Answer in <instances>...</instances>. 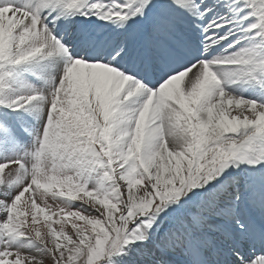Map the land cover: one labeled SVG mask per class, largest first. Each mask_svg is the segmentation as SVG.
I'll return each instance as SVG.
<instances>
[{
    "label": "snow or ice",
    "instance_id": "6c2138e0",
    "mask_svg": "<svg viewBox=\"0 0 264 264\" xmlns=\"http://www.w3.org/2000/svg\"><path fill=\"white\" fill-rule=\"evenodd\" d=\"M0 264H264V0H0Z\"/></svg>",
    "mask_w": 264,
    "mask_h": 264
},
{
    "label": "rangeland",
    "instance_id": "374dc122",
    "mask_svg": "<svg viewBox=\"0 0 264 264\" xmlns=\"http://www.w3.org/2000/svg\"><path fill=\"white\" fill-rule=\"evenodd\" d=\"M51 203H52V201L51 200H49V204L51 205Z\"/></svg>",
    "mask_w": 264,
    "mask_h": 264
},
{
    "label": "bare ground",
    "instance_id": "6f19581e",
    "mask_svg": "<svg viewBox=\"0 0 264 264\" xmlns=\"http://www.w3.org/2000/svg\"><path fill=\"white\" fill-rule=\"evenodd\" d=\"M52 203H53V202H52ZM52 203H51V204H52Z\"/></svg>",
    "mask_w": 264,
    "mask_h": 264
}]
</instances>
